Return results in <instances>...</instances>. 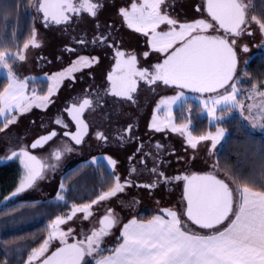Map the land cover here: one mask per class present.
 Instances as JSON below:
<instances>
[{
	"label": "snow or ice",
	"instance_id": "snow-or-ice-1",
	"mask_svg": "<svg viewBox=\"0 0 264 264\" xmlns=\"http://www.w3.org/2000/svg\"><path fill=\"white\" fill-rule=\"evenodd\" d=\"M164 3L165 0H137L131 4L130 10L126 8L119 10V15L127 26L148 37L152 50L164 54V59L162 63L138 69L136 55L129 54L127 59H123L125 53L117 50L116 56L120 59H117L116 68L120 69L123 64L127 66L128 71L120 77H114L112 74L108 76V80L112 82L111 94L132 100L130 93L136 90V84L130 77L136 76L149 85L160 81L165 85H175L180 89L186 88L199 93H219L220 89H225V92L219 93L215 98L203 101L208 115L213 118H215V106L221 103L243 109L245 105L238 100V89L236 82H233V77L237 73L238 53L249 51L248 45L242 43L240 38L244 35H253V23L264 36V14L258 18L250 11L255 8L253 0H205L203 7H197V11H206L210 19L198 18L191 22H179L162 11L161 5ZM261 3L264 4V0H261ZM33 6L38 12L43 13L42 18L47 27L53 23L56 25L69 23L72 17L67 13L79 15L81 12H87L95 19L104 4L102 0H36ZM162 24L168 25L169 29L158 31ZM95 27L97 30L100 29L99 22ZM111 35V31L102 32L94 36L91 43L111 47L109 43ZM79 43H88V41L81 39ZM41 46L33 29L31 39L26 41L23 48L18 49L15 54L0 51V70H6V79L9 82L8 86L0 91V116L5 117L3 128L15 122V117H9L7 113L14 110L23 113L32 106V101L24 94L27 82L18 78L10 61L23 62L27 58L26 52L29 47ZM64 50L75 51L68 47ZM144 56L146 58L148 53L145 52ZM98 62V57L80 56L69 67L50 79L54 85H59L64 79H75L73 73L83 67H91ZM228 87L230 91L227 90ZM56 90L55 86H50L47 95L34 98L39 100L37 106L46 107L51 103L50 97ZM256 94L264 97V91H261L249 95L248 99L253 100ZM182 95L181 93L167 100H161L160 103L174 104ZM99 102V94L95 105L93 100L88 98H84L78 106L77 102H74L67 111L76 122L77 130L75 133L66 131L63 135L69 136L75 144L82 143L88 126L81 119V115L86 108L95 110ZM209 102L213 107L208 108ZM254 107V104L247 105L249 113ZM260 110L264 112V101L260 104ZM168 111L170 115V108ZM261 119L264 120V116ZM55 122L61 127H68L59 118ZM190 123V120L188 124H174L171 120L168 121L171 130L186 136L192 148H196L199 142L206 140H211L212 147L215 148L224 136L222 128H217L215 135L209 132L195 136L189 129ZM151 126L156 131L162 130L161 124L155 117ZM261 127L264 128V123ZM3 128H0V131H3ZM131 131L132 126L129 125L115 139L123 143L126 139L125 133ZM56 136L57 132L53 130L32 143L31 148H41ZM96 138L107 140L102 132H97ZM156 147L159 150L161 146ZM63 151L71 152L73 148L65 144ZM51 156L59 161L62 151L56 149ZM4 159H18L23 167L18 186L6 200H11L33 188L37 180L44 179L46 168L56 167L55 164H49L44 159L30 154L26 148H20L19 151L10 149ZM96 162L95 159L92 161V163ZM107 163L114 168L117 162L107 158ZM131 171L135 172L136 169L133 168ZM151 172L156 178L151 183L138 185L139 187L154 189L159 185H169L173 181L182 179L183 200L186 201V205L162 208L160 209L162 214L153 216L147 222L132 219L123 225L122 242L113 249L102 247L104 238L109 236L111 229L119 223L112 210L108 209L99 220L97 229L85 234L84 239L68 243L72 229L69 227L64 231L60 227L62 224L67 223L78 212L84 213V218L87 219L93 214V204L111 199L131 186L130 180L121 183L119 176L113 175L115 181L113 186L108 191L102 192L96 200L83 206L73 204L70 214L56 217L49 227L47 237L38 247L33 248L26 264H34V261L38 260L40 264H89L86 257L92 258L94 264H264V190L255 191L246 183L232 188L211 173L169 177L155 164ZM60 188L62 193L65 190L64 185L61 184ZM56 199L64 201L65 197L58 193ZM197 229L207 231L199 232ZM56 240H59L60 246L46 255L53 241ZM105 251L111 254L105 256L103 255Z\"/></svg>",
	"mask_w": 264,
	"mask_h": 264
},
{
	"label": "flooded vegetation",
	"instance_id": "flooded-vegetation-1",
	"mask_svg": "<svg viewBox=\"0 0 264 264\" xmlns=\"http://www.w3.org/2000/svg\"><path fill=\"white\" fill-rule=\"evenodd\" d=\"M134 2H137V0H102L104 7L95 19L87 12H81L79 15L67 13L72 17L69 23L60 25L53 23L47 27L42 18L43 13H40L42 25L50 31L47 41L45 40L47 43L45 49H50V52L40 54L38 59L37 69L40 71L42 69L40 80H50V77L58 75L80 56L98 57L99 62L94 63L91 67H83L73 73L75 79H64L60 82L57 96L53 100L50 99L52 104L47 107L34 108L32 111L34 113L32 114H35L38 119L37 127L44 130L33 141L55 130L57 136L44 145V147L50 146L49 151L53 152L56 149H60L64 153L65 144L71 146L73 151H76L73 154L74 156H77L78 159L81 157L86 158L79 161L77 165L72 164L74 167L91 164L92 161L87 159L91 154L97 157L103 156L106 159L102 158L96 163H92L96 165H101L102 163L108 165L107 158L114 159L117 163L114 168L112 166L113 170L108 167L110 172L113 175L126 176L127 179L135 183V186H138L148 183L139 180L134 182L133 176L135 174L148 177L153 175V178L150 179L153 181L156 178L155 174L151 172L154 164L164 171L165 174L167 171L176 174L177 171L175 169L179 168L175 156L178 153V142L177 139H173L169 130L170 126L168 123H164L163 119L164 115H166V109L170 105H161V100L175 97L180 92L193 94L197 97L205 95L189 92L173 85H165L160 81L149 85L136 76L130 77L136 84V90L130 93L132 100L124 96L111 94L112 82L108 80V76L112 74L114 77H120L128 71L127 66L123 64L120 69L116 68L117 59H120L116 56L117 50L125 53L123 59H127L129 54L136 55V67L138 69L162 63L164 59V54L152 50L148 43V37L130 29L119 15L120 9L126 8L130 10L131 4ZM204 3L205 0H165V3L161 5V9L179 22H191L198 18L210 19L207 17L206 11H197V7L202 8ZM97 22L101 25L99 30L95 27ZM168 29V25L162 24L157 30L167 31ZM105 31H111L112 33L111 37H109L111 47L91 43L94 36H98ZM81 39L88 41V43H79ZM66 47L75 49V51H65ZM145 52L148 53L146 58L144 56ZM45 73L47 76H42ZM48 74L51 75L48 76ZM175 90L177 93H174ZM98 94L100 95L99 106L95 107V110L86 108L81 115V119L88 127L83 135L82 143L75 144L69 136L63 135L66 131L75 133L77 130L76 122L72 120L67 109L71 108L74 102H77L78 106V103H82L84 98L93 100L95 105ZM186 101L195 102L197 100ZM158 106L160 109L157 111ZM176 109L174 113H176ZM23 116H20L21 119L19 117V120L24 123L26 119H29V116ZM154 117L157 118V122L161 124L163 130L155 131L151 128L150 124ZM182 117L186 119L189 116L183 115ZM58 118L67 124L68 127H61V125L57 124L55 121ZM45 120L50 122L47 127L43 125ZM36 121V119H32V123H36ZM129 125L132 126V131L125 133V141L121 143L115 139ZM25 128L29 130L27 122L25 123ZM97 132H102L107 137V140H98L96 138ZM157 145H160L162 149L159 148L158 150ZM138 148L141 150L137 151ZM66 164H69V162H66ZM133 168L136 169L135 172L131 171ZM175 183L180 186V189L184 187L183 180ZM159 186L154 189H146L149 191L154 190L157 193V191H160Z\"/></svg>",
	"mask_w": 264,
	"mask_h": 264
},
{
	"label": "rangeland",
	"instance_id": "rangeland-1",
	"mask_svg": "<svg viewBox=\"0 0 264 264\" xmlns=\"http://www.w3.org/2000/svg\"><path fill=\"white\" fill-rule=\"evenodd\" d=\"M36 3V0H32L30 2V11L32 15H34V27L37 34V39L41 42V47L39 48H32L29 47V49L26 52V60L23 62L20 61H10L11 67L14 69V71L18 74V78L21 80H24L27 82L26 88L24 89V94L32 101V106L30 110H26L23 113L19 111H12L7 113V116L15 117V122L8 124L6 128H3V131H0V164H6L10 161H17L19 164L18 159H4L6 155L9 154L10 149H15L19 151L20 148H26L30 154L36 155L38 158L44 159L49 164H55V168H46L44 170V179L37 180L36 184L33 186V188L28 189L24 193L20 194L19 196L12 198L11 200H6L2 203L1 207H10L13 204L17 203H26V202H47L49 200L55 199L57 194H63L61 193L60 185L63 184V177L60 175L61 171L67 172L68 169H73L74 165H77L79 161L85 160L86 158H79L77 156H74L73 154L76 151H71L62 153L61 159L59 161H56L54 157L51 156V151H49L50 146H45L43 149H31V143L33 139L39 135L44 130L40 127L38 128V119L36 118L35 114H32L34 112V108H38L37 104L39 103L38 99H34L36 97H42L47 95L48 89L50 86H55L57 88L54 95L50 97V99H54V97L57 96V92L59 90L58 85H54V82L50 79L48 81L40 80V76L42 74L41 71L37 69L38 59L40 57V54H46V52H50V49H45L46 47V41L48 39V36L50 35V31H48L45 26L42 25L41 21V15L40 12L37 11V9L33 6ZM251 12L254 13V9H250ZM253 29V35L248 36L244 35L240 38V41L242 43H246L249 47L248 52H239V68L236 73V75L243 72V70L247 67V63L249 60L258 54V52L263 51L264 49V36H262L259 32L258 26L254 23L252 24ZM32 35L28 38L30 40ZM46 40V41H45ZM8 52V51H6ZM12 53L11 51H9ZM14 54V53H12ZM0 74L4 75L6 77V70H0ZM47 76L46 73L42 76ZM51 74H48L50 76ZM236 76V79L233 82H236V86L238 89V100L241 101L240 96L242 95V91H244L245 88H242L239 83L240 79L239 76ZM31 82H34L32 85ZM257 87L254 93H258L260 87ZM230 91V87L227 89ZM225 92V89L220 91L219 93ZM174 93H177L175 90ZM183 94L180 99H178L174 104H171L169 106L170 108V115L168 109H166V115H164V123H168L169 120H171L174 124H181L185 123L188 124V121L191 119L192 110L194 107H197L196 109H202V115H206L210 118L211 123L214 125L215 123L218 124L222 121L227 120L230 116L241 114L244 122H246L248 128L254 129V122L252 119L251 113H249L247 104H249V101L251 100L244 99L243 104L245 107L241 109L240 107L232 108L230 105H225L221 103L220 105H216V112H215V118L208 115L207 108H205L203 101L210 100V98H215L219 93H214L212 95H205L203 97H197L193 94H187L185 92H180V94ZM252 93V94H254ZM197 100L188 102L186 100ZM264 98L260 97L258 94L254 95L253 104L255 105V110L258 112H261L260 110V104L263 101ZM185 100V101H184ZM182 102V103H181ZM246 102H248L246 104ZM51 103L47 104V106H50ZM36 106V107H35ZM46 106V107H47ZM213 107L212 103L209 102L208 108ZM177 108V109H176ZM160 109V107H159ZM176 109V113H174V110ZM253 112V110H252ZM263 113V112H262ZM29 116V119H26L23 122L22 120H19V117L23 116ZM31 115V116H30ZM176 115V116H175ZM189 116L186 119L182 116ZM23 116V117H25ZM20 117V119H21ZM177 117V118H176ZM247 117V118H246ZM32 119H36V123H32ZM177 119V120H176ZM153 120V119H152ZM157 120V118H156ZM27 122V125L29 127V130L25 128V123ZM153 122V121H152ZM50 122H47L45 120L43 122V125L45 127L49 126ZM152 125V123L150 124ZM189 129L191 127V123L188 125ZM151 128H153L151 126ZM221 128V127H218ZM163 130V128H161ZM223 129V128H222ZM153 130H155L153 128ZM169 130L172 133L173 139H177V164L178 167L175 169L177 172L176 174H173L172 172L167 171L166 175L169 177L173 176H184V174L191 175L195 170H201L204 172H211L218 175V173H221L220 169H218L217 166V158H216V151L219 149L220 144L224 141L226 137V131L224 130V136L221 137L219 142L216 144V149L212 150V141L206 140L201 141L197 144L196 148H192L188 142L186 136L181 135L178 132H173L171 130V127H169ZM156 131V130H155ZM217 131V130H216ZM177 133V134H176ZM213 135L216 134L212 133ZM162 149V148H160ZM87 157V156H86ZM105 159L102 157H97L93 154L91 156L87 157L89 161H93L94 159L96 161H99L100 159ZM106 160V159H105ZM66 162H69V164H66ZM74 164V165H72ZM21 165V164H20ZM109 165V164H108ZM22 166V165H21ZM215 166V167H214ZM112 170V166L109 165ZM217 168V169H216ZM23 171V167H22ZM23 174V173H22ZM152 174V173H150ZM120 178V182L124 183L125 181H128L126 176H122L120 174H117ZM153 178V175H141V174H135L133 176V180L135 181H143L147 183H151L150 180ZM178 181H182L178 180ZM115 182V181H114ZM176 181H173L169 185H160L159 189L160 191H157V193L153 191H149L144 187L135 186V183H131V186H128L125 188L124 192L117 193L115 197H112L111 199L100 201L98 204H93L92 206V215L89 216L87 219L84 218V213L78 212L75 217H73L71 220H68L67 223L62 224L60 227L62 230L67 231L69 227L72 229L71 235L68 237V243H75L78 240L84 239L85 234H90L92 230L97 229L99 227V220L103 218V216L107 213L108 209L112 210V213L114 216L118 219L119 223L111 230V234L104 238V243L102 244V247L107 249H112L114 246L117 245V241L121 238V231L124 224H127L128 221L131 219H139V216L145 215V214H153L152 216L162 214L160 212V209L162 208H169V207H177L186 205L183 200V194H184V187L180 189L179 185H176ZM114 184V183H113ZM64 185V184H63ZM65 187V186H64ZM158 189V188H157ZM156 189V190H157ZM64 197L66 194H63ZM10 197V196H9ZM96 200V199H95ZM39 201V202H38ZM56 201H58L56 199ZM94 201V200H93ZM66 202V198L64 201ZM159 202V203H158ZM72 205L74 204L71 203ZM8 205V206H6ZM71 205V208H72ZM76 205V204H75ZM79 206V205H77ZM83 206V205H81ZM70 208V209H71ZM19 212L13 215V217H7L4 218L3 221L0 222V241L2 237L6 236V234L12 233L13 226L15 227L16 224H21L23 227H32L35 224V219L38 220L40 216V212L42 211L39 206L35 207H20L18 210ZM71 212V210H70ZM38 217V218H36ZM186 219V217H185ZM190 223V222H189ZM27 225V226H26ZM51 225V224H50ZM193 228H196L195 225H192ZM18 246L21 249L27 250L28 244L22 243V242H15L13 251L18 250ZM60 246L59 240L53 241L52 246L49 249V253H46V255L50 254L51 251H54L56 247ZM27 248V249H26ZM8 248L7 250H9ZM28 251H30L28 249ZM106 252V251H105ZM104 252V253H105ZM11 254V253H10ZM31 254V251L29 254L25 257V254L20 255L22 258H27ZM86 261L89 262V264H94V261H92V258L86 257ZM26 262L24 264H26ZM34 264H40V261H34Z\"/></svg>",
	"mask_w": 264,
	"mask_h": 264
},
{
	"label": "trees",
	"instance_id": "trees-1",
	"mask_svg": "<svg viewBox=\"0 0 264 264\" xmlns=\"http://www.w3.org/2000/svg\"><path fill=\"white\" fill-rule=\"evenodd\" d=\"M31 1L0 0V51H11L15 54L32 35L35 17L30 11ZM253 3L254 14L259 18L264 14V4L261 0H253ZM247 64L243 72L237 74L240 79L239 85L245 88L244 90L264 86V49L253 56ZM8 83L6 77L0 74V91L7 87ZM196 108H193L190 119V130L193 131V135L215 133L218 127L226 131L227 135L216 151V158L218 169L230 181L229 186L236 188L246 183L253 190H264V133L248 128L239 113L213 125L208 116L202 115V108ZM3 124L4 122L0 123V128H3ZM22 173V166L17 161L0 164V205L15 191ZM60 175L65 186L62 193L66 194V203L56 201L55 198L47 202H26L1 208L0 219L6 215L13 217L16 214L15 210L20 207L39 206L42 211L38 215L40 218L35 219L34 226L27 228L21 225L19 228L16 224L12 233L2 237L0 264H24L26 258L20 257L21 253L26 257L33 248L38 247L47 237L50 224L56 217L70 214L71 203L79 206L91 203L102 192L108 191L114 183L113 174L105 163L80 165ZM152 215L145 214L139 218L149 220ZM15 242H22L24 245L27 243L30 251L27 248V250L20 248L23 246H18V250L13 251ZM8 248L10 249L7 250Z\"/></svg>",
	"mask_w": 264,
	"mask_h": 264
},
{
	"label": "crops",
	"instance_id": "crops-1",
	"mask_svg": "<svg viewBox=\"0 0 264 264\" xmlns=\"http://www.w3.org/2000/svg\"><path fill=\"white\" fill-rule=\"evenodd\" d=\"M261 88V90L259 89L258 91L259 92H261V91H264V86H262V87H260ZM257 89V87H249L247 90H244V91H242V95H239L240 96V99H241V102H244V99H246L249 95H251L252 93H254L255 92V90ZM239 93V92H238ZM262 98H264V97H262ZM263 101H264V99H263ZM253 100H251V102L249 101V104H253ZM248 102H246V104H247ZM249 104H247V105H249ZM253 110V112H251V115H252V119H253V122H254V131H256V132H258V133H264V128H262L261 127V124L262 123H264V120H262L261 119V117L262 116H264V112L262 113V111L261 112H258L257 110H255V108H253L252 109ZM9 117H11V116H9ZM5 121V117L4 116H0V123H2V122H4ZM216 149V146H215V148H213L212 150H215ZM217 168H218V166H216ZM216 168V169H217ZM195 173H198V174H209V173H211V172H204V171H201V170H195L192 174H195ZM211 174H213V175H216L217 176V178L219 177L220 179H222V180H224V181H226L227 183H230V181L227 179V177L221 172V173H218V175L217 174H215V173H211ZM255 191H257V190H255ZM11 196V195H10ZM5 201H6V199H5ZM3 203V202H2ZM2 203H1V205L0 206H2ZM17 204H21V203H17ZM13 205H15V204H13ZM6 206H8V205H6ZM1 208H7V207H1ZM20 208H18V209H16L15 211H16V213H18ZM158 215H160V214H158ZM10 215H6L5 217L3 216V217H1V219H0V221H3V219L4 218H7V217H9ZM153 217V216H152ZM152 219V218H151ZM132 220V219H131ZM130 220V221H131ZM136 220H138V221H141V222H147L148 221V219H142V218H139V219H136ZM150 220V219H149ZM129 222V221H128ZM20 226H21V224H17V226L16 227H19L20 228ZM197 231H199V232H205L204 231V229H197ZM118 243H117V245L116 246H114L113 248H115V247H117L118 246V244L120 243V242H122L121 241V238H120V240L119 241H117ZM112 248V249H113ZM111 254V252H109V251H106L105 253H103V255H105V256H107V255H110Z\"/></svg>",
	"mask_w": 264,
	"mask_h": 264
},
{
	"label": "water",
	"instance_id": "water-1",
	"mask_svg": "<svg viewBox=\"0 0 264 264\" xmlns=\"http://www.w3.org/2000/svg\"><path fill=\"white\" fill-rule=\"evenodd\" d=\"M238 68H239V54H238V65H237V71H238ZM235 78H236V75H234V77H233V81L235 80ZM232 82H230V84H231ZM173 86H175V85H173ZM175 87H177V86H175ZM178 88V87H177ZM186 89V88H185ZM187 91H189V92H191V90H189V89H186ZM222 90H224V89H220L219 90V92L220 91H222ZM193 92V91H192ZM194 93H197V94H199V95H205V94H214V93H216V92H213V93H209V92H204V93H199V92H194ZM45 135H47V134H45ZM40 138V137H39ZM39 138H37V139H39ZM37 139H35L34 141H33V143L37 140ZM49 142V141H48ZM44 147V146H43ZM43 147H41V148H43ZM32 150H33V148H31ZM35 149H39V148H35ZM195 175H199V174H195ZM219 179V178H218ZM114 228V227H113ZM112 228V229H113ZM111 229V230H112Z\"/></svg>",
	"mask_w": 264,
	"mask_h": 264
},
{
	"label": "bare ground",
	"instance_id": "bare-ground-1",
	"mask_svg": "<svg viewBox=\"0 0 264 264\" xmlns=\"http://www.w3.org/2000/svg\"><path fill=\"white\" fill-rule=\"evenodd\" d=\"M176 154H177V153H176ZM172 155H173V154H172ZM175 156H176V155H175ZM175 156H174V157H175ZM172 158H173V157H172Z\"/></svg>",
	"mask_w": 264,
	"mask_h": 264
}]
</instances>
